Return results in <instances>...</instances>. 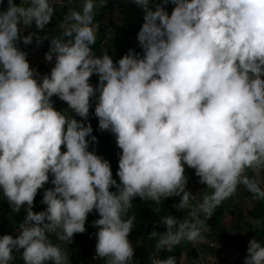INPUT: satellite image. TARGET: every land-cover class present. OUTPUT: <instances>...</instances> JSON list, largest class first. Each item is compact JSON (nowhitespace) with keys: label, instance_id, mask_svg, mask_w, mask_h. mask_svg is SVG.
<instances>
[{"label":"clouds","instance_id":"1","mask_svg":"<svg viewBox=\"0 0 264 264\" xmlns=\"http://www.w3.org/2000/svg\"><path fill=\"white\" fill-rule=\"evenodd\" d=\"M133 2L145 13L137 35L142 57L133 49L116 62L107 52L97 55L95 0H83L81 10L66 15L63 35L51 39L45 59L55 56V64L39 80L18 42L47 38L21 35V26L44 29L54 0H7L0 11V190L13 212L27 204L18 235L0 236V264H10L21 249L23 264H69L48 233L69 243L85 231L93 210L99 213L92 222L96 257L134 264L133 218L125 217L136 196L155 205L179 196L174 206L189 209L183 219L161 216L166 231L151 233L156 249L168 251L206 242L200 215L211 217L238 186L264 200V0H172L171 14L163 7L167 0L155 10L152 0ZM54 95L83 120L95 99L98 128L114 133L121 149L119 183L110 162L89 151L97 140L91 124L57 110ZM185 165L211 189L194 204ZM49 174L54 187L41 201L47 207L34 212ZM247 253L244 264H264L261 241L250 239ZM150 264H177V258L153 257Z\"/></svg>","mask_w":264,"mask_h":264},{"label":"trees","instance_id":"2","mask_svg":"<svg viewBox=\"0 0 264 264\" xmlns=\"http://www.w3.org/2000/svg\"><path fill=\"white\" fill-rule=\"evenodd\" d=\"M22 0H16L15 3L20 4ZM25 3L27 1H24ZM162 0H152L150 7L155 10L156 4H161ZM172 0H167V3H163V7L171 14L172 9L174 8ZM7 7L6 0H0V11L4 10ZM54 14L50 21L45 25L44 29H37L33 23L30 27L21 26L23 31L21 35H27L29 32H36L40 35H46L42 42L39 44L36 42L35 37L33 42L25 45L22 41L18 42V47L27 53L26 56L36 54L37 56L44 57L45 53L49 50L50 42L53 37H57L58 34H62L65 29H56L53 28L54 23L63 22L65 20V13L67 10V5L57 2L54 0L53 3ZM82 8V7H81ZM103 9V7L101 8ZM102 12L100 8H94L93 10V24L100 23L102 18ZM145 13L142 8L138 7L132 0V5L128 7L127 11L124 13L123 18L117 23L116 28L112 31L111 35L108 36V27L107 24L99 25L96 36V43L92 45L93 51L97 55H102L104 52H107L109 56L112 57L113 61H118L124 54L128 52L129 49H133L136 53H139L140 56H143V49L140 47L137 35L143 24V17ZM58 19V20H57ZM111 51V53H109ZM55 58V56H53ZM53 67V64L48 62H40L37 64L36 72L43 76L44 74H50V70ZM90 83H98V75L93 74L89 78ZM54 107L57 110H68L69 115L74 116L77 120H83V118L76 115L68 108L67 102L60 100L57 96L52 98ZM94 106H90L89 115L87 120H83V123H90L93 132L91 135L97 137L96 141H90L89 151H94L97 155L102 156L104 159H107L110 162L112 176L119 183V177L117 175L118 170V160L119 153L121 149L118 147L115 134L110 130L101 131L98 128V118L94 114ZM61 150H66L63 145H61ZM249 175H252V172L249 170ZM185 175L187 177V182L191 181L193 178L194 181L198 180L199 177L195 174V169L185 165ZM261 181V186H264V175L259 177ZM52 175L49 174V181L44 184V186L38 189L36 196L34 197L33 202V211L39 212L44 210L47 206L42 203V197L44 190L47 188H52L54 185L51 183ZM192 182V181H191ZM201 183V182H200ZM203 186L206 185L201 183ZM110 190L115 191V186H112ZM202 190L199 194L195 192L193 188H188L193 195H196L195 200L191 201L193 204L202 199L203 195L209 194L211 189L206 191ZM237 197L243 198L245 202L250 203V206L247 208L241 207L237 203ZM179 202V199L176 196L167 197L161 200L159 205L153 204L150 200H145L136 196L131 201V206L127 210L125 218H133V227L128 234V239L131 241L134 249L133 259L139 258L140 264H150L151 258H167V256H175L177 258V264H179V259L182 251H186L189 258L192 260V264L195 261L201 262L200 253L196 247L192 246L189 242H182L179 245H176L171 251L168 250H158L155 247V238L151 236L153 231L162 233L166 231V226L160 224V217L164 215H173L178 219H183L187 217L189 209H177L174 205ZM24 205L21 206L19 212H13L10 207L9 202L3 196L2 190H0V236L4 234H11L13 237L18 235L16 228L24 220L26 216V209ZM159 208L160 211H156V208ZM181 211V212H180ZM229 212L234 213L237 216L235 222L225 223V217ZM93 215L94 220L99 218V213L95 210L88 213V215ZM87 215V216H88ZM90 215V216H91ZM87 218V217H86ZM200 219L204 220L205 227L208 229L209 234L218 235L219 237L224 238L226 241L230 242L232 245L237 247H247L248 241L246 238L252 239L255 238L258 241H263L261 238L264 237V200L253 199V194L249 192L244 186L240 185L237 187V191L224 201L214 210L211 217L206 219L203 214L200 215ZM254 220H259V224H254ZM86 226V221H85ZM96 230L88 231L85 228V231L82 233H74L72 239H75L76 244L80 247L77 248L74 244L69 246V264H86L87 258L91 254V242L96 241ZM16 233V234H15ZM15 234V235H14ZM48 238L54 244L60 240L57 238L55 233H48ZM63 250L65 246H60ZM95 252V246L93 249ZM23 250L21 249L20 252ZM20 252L13 253L14 259L10 264H23L22 256ZM96 255V252H95ZM219 256V254H217ZM223 258V256H222ZM93 264H104V258H95ZM51 264V262H49Z\"/></svg>","mask_w":264,"mask_h":264},{"label":"rangeland","instance_id":"3","mask_svg":"<svg viewBox=\"0 0 264 264\" xmlns=\"http://www.w3.org/2000/svg\"><path fill=\"white\" fill-rule=\"evenodd\" d=\"M7 1V0H6ZM21 1V0H20ZM27 1V0H24ZM16 2V0H15ZM57 2L66 4L67 10L65 13V17L68 14L70 9L75 10H81L83 0H57ZM132 5V0H95V7L94 8H100L102 12V18L100 23L95 24V35L97 36V32H99V25L107 24L108 27V36H110L112 31L116 28V24L119 23V21L123 18L124 13L127 11L128 7ZM103 7V9H101ZM58 20V19H57ZM69 21L64 20L63 22H56L53 25V28L56 29H65L68 26ZM21 31L23 29L21 28ZM62 34H58L57 37H61ZM111 53V51H109ZM26 59L29 61L30 67L34 68L36 70L37 64L40 62H48L50 64H55V58L53 57V60L48 61L44 57L37 56L36 54L26 56ZM38 80L42 78L41 75H39ZM94 87L97 85L96 83H91ZM98 96L99 93H96ZM91 105L95 107V99L93 98L90 101ZM264 175V172H261V176ZM193 178L191 181H188L186 183V190L188 188H193L197 194L200 193V191L205 190V186H203L198 180H195ZM177 199L180 200L179 196H176ZM237 203L241 207L247 208L250 206V203L245 202L243 198L237 197ZM25 209H27V204L24 206ZM181 212V211H180ZM89 214L86 218V226L88 231H95L96 226L92 223L94 221L93 215ZM237 219V216L229 212L227 216L225 217V223H231L235 222ZM16 234V233H15ZM14 234V235H15ZM206 236V242L196 244L194 247L197 248V250L200 253L201 262L203 264H244V257L248 255L247 253V247L241 246L237 247L235 245H232L230 242L226 241L224 238L219 237L218 235L209 234L208 229L205 232ZM263 241L261 242L264 244V237L261 238ZM246 241L249 242L248 237L246 238ZM75 241V239H71V241L68 243L67 241H59L56 244L59 246H65L66 248L64 251L69 255V246L70 244H74L77 246V248H80ZM191 244V243H190ZM96 245V241L91 242V249L94 248ZM192 245V244H191ZM193 246V245H192ZM91 254L87 258L86 264H93V260L96 258L94 250H91ZM185 257V264H192V260L187 255L186 251H182ZM219 254V256L217 255ZM223 256V258H222ZM134 264H140L139 258L133 259ZM14 264V263H13Z\"/></svg>","mask_w":264,"mask_h":264}]
</instances>
